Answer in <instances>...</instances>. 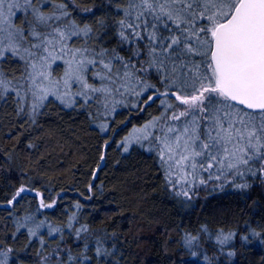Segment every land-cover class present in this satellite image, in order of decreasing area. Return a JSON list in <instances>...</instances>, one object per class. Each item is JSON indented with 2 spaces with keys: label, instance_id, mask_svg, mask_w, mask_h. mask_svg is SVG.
<instances>
[{
  "label": "snow or ice",
  "instance_id": "snow-or-ice-1",
  "mask_svg": "<svg viewBox=\"0 0 264 264\" xmlns=\"http://www.w3.org/2000/svg\"><path fill=\"white\" fill-rule=\"evenodd\" d=\"M70 4L84 19L95 18L94 9L77 0H0V62H23L16 85L0 64V101L6 102L11 94L18 118L40 127L38 117L51 103L49 97L66 108L87 110L96 105L106 116L116 111L115 95L143 96L140 104L158 100L161 115L133 128L119 142L124 153L134 144L144 148L147 142L166 185L188 200L195 188L229 176L227 182L240 191L256 181L264 185V0H125L114 5L111 22L101 18L95 23H78ZM17 20H22L20 26ZM113 36L117 47L104 46ZM73 37L83 44L70 46ZM57 61L66 67L62 75L54 76L52 65ZM99 127L102 132L110 130L107 123ZM36 147L27 143L28 149ZM218 187L223 190V184ZM28 192L40 197V208L54 207V201L45 202L25 184L6 206L13 208ZM74 219L70 218L69 229ZM29 220L31 215L14 219L11 236L16 239L23 234L21 229H27L30 244L38 239L46 254L36 253L37 264H120L114 232L92 233L81 225L74 233L83 244L81 251L74 254L58 244L47 252L39 230L47 227L49 236L60 233V240L63 233L44 221L29 226ZM235 237L221 229L215 240L223 252ZM240 239L264 246V230L253 229ZM198 240L190 236L186 247ZM13 251L0 247V264H9ZM227 255L233 258L236 252L229 250ZM204 259L212 264L211 257Z\"/></svg>",
  "mask_w": 264,
  "mask_h": 264
},
{
  "label": "trees",
  "instance_id": "trees-1",
  "mask_svg": "<svg viewBox=\"0 0 264 264\" xmlns=\"http://www.w3.org/2000/svg\"><path fill=\"white\" fill-rule=\"evenodd\" d=\"M124 2L77 0L94 9V19H84L71 4L70 8L78 23H95L101 18L111 22L114 5ZM16 23L20 26L22 20ZM73 41L70 46L83 44L75 37ZM115 41V36L109 37L104 46L116 48ZM0 64L12 85H16L23 73V62L10 59ZM60 66L66 67L57 61L55 68ZM151 82L157 83L155 79ZM143 99L127 93L115 95L116 111L106 116L96 105L87 110L66 108L49 97L51 103L38 117L40 127L25 123L26 117H17L11 94L6 102L0 101V203L5 205L0 206V247L14 250L9 264L13 260L16 264H37L36 253L46 254L38 239L29 243L27 229H21L23 234L12 239L14 219L29 215L33 217L26 221L29 226L44 221L64 235L60 240V233L49 236L47 227L40 229L39 234L47 241V252L58 244L71 248L74 254L81 251L83 244L75 240L74 233L85 225L92 233H116L122 253L120 264H209L205 255L212 258V264H264V246L245 244L240 239L253 229L264 230V185L256 181L247 191H240L227 182L231 180L229 176L195 188V195L188 200L166 185L155 153L147 151V142L144 148L132 145L128 153L118 147L133 128L161 115L163 106L158 100L140 104ZM101 123H107L110 130L102 132ZM29 142L37 147L28 149ZM203 176L207 178V173ZM21 184L35 188L45 202L54 201V207L40 208V197L34 192L23 194L24 199L13 208L7 207L6 201ZM221 184L223 190L218 187ZM73 217V228L69 229ZM221 229L236 233L232 243L223 246V252L215 240ZM190 236L199 237L191 248L186 247ZM229 250H235L236 256L228 257Z\"/></svg>",
  "mask_w": 264,
  "mask_h": 264
},
{
  "label": "rangeland",
  "instance_id": "rangeland-1",
  "mask_svg": "<svg viewBox=\"0 0 264 264\" xmlns=\"http://www.w3.org/2000/svg\"><path fill=\"white\" fill-rule=\"evenodd\" d=\"M58 48H59V45H57V49ZM10 67L13 68V66H10ZM52 69H53V75L54 76H59V75H62V72H63L64 68L62 66L55 68V64H53L52 65ZM15 75H17V74H15Z\"/></svg>",
  "mask_w": 264,
  "mask_h": 264
}]
</instances>
